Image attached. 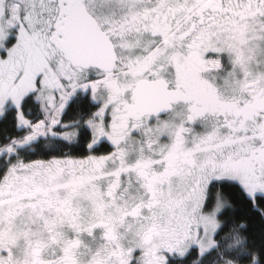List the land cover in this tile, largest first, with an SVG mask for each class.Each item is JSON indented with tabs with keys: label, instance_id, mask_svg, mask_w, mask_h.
Here are the masks:
<instances>
[{
	"label": "snow or ice",
	"instance_id": "obj_1",
	"mask_svg": "<svg viewBox=\"0 0 264 264\" xmlns=\"http://www.w3.org/2000/svg\"><path fill=\"white\" fill-rule=\"evenodd\" d=\"M0 264H264V0H0Z\"/></svg>",
	"mask_w": 264,
	"mask_h": 264
}]
</instances>
